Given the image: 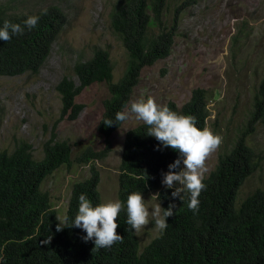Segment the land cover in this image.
<instances>
[{"label": "trees", "instance_id": "16d2710c", "mask_svg": "<svg viewBox=\"0 0 264 264\" xmlns=\"http://www.w3.org/2000/svg\"><path fill=\"white\" fill-rule=\"evenodd\" d=\"M168 0H122L110 15L111 26L127 51L123 76L114 82L110 53L98 50L86 62L75 66L79 84L69 78L57 86L62 100L59 122L76 120L85 106L77 103L85 89L93 84H107L109 97L98 132L104 138L102 150L85 148L76 158L69 142L57 134L44 144V157L37 160L33 147L20 142L12 152L0 153V264H264V190H257L240 205L239 190L261 167V159L249 146L247 138L264 121V79L254 97V112L234 147L219 157L215 170L204 179L206 188L198 197V212L188 209L161 181L168 165L177 159L171 148H158V141L146 135L142 124L127 132L119 175V200L125 202L132 192L142 196L159 193V202L167 208L176 205L167 218L168 227L141 252L137 233L126 224V212L117 217V233L122 236L110 248L93 249L91 241L79 228L56 230L59 215L50 195L43 191L46 179L61 167L90 166V177L74 184L67 215L78 209V197L95 206L102 202L97 161L112 151L111 138L124 122H115L117 111L130 105L142 72L170 57L175 44L177 20L171 28L163 22ZM179 10L177 17H179ZM37 26L10 40H0V77L38 74L52 54L53 47L67 25L63 9L51 7L34 14ZM28 15H9L0 6V25L4 20L21 24ZM208 91L198 88L191 99L179 107L167 106L180 114L195 117L199 129L207 128L210 112Z\"/></svg>", "mask_w": 264, "mask_h": 264}, {"label": "rangeland", "instance_id": "374dc122", "mask_svg": "<svg viewBox=\"0 0 264 264\" xmlns=\"http://www.w3.org/2000/svg\"><path fill=\"white\" fill-rule=\"evenodd\" d=\"M122 0H0L9 15H34L59 7L67 25L38 74L0 77V153L12 152L20 142L29 143L37 160L44 157V144L52 135L67 141L76 158L85 148L102 150L104 138L98 125L109 97L107 84H93L77 97L85 106L78 119L59 122L62 100L57 86L78 78L75 66L89 61L98 50L108 51L114 67V82L123 76L127 51L114 32L110 15ZM179 10V17L177 11ZM177 20L172 54L142 72L132 101L154 98L159 105L187 103L194 90L208 91L210 117L207 128L221 140L205 164L207 178L219 157L228 153L245 131L254 112V97L264 79V0H168L164 25ZM144 124L129 119L111 138L112 151L95 167L100 172L102 202L119 199L120 164L128 131ZM259 155L260 169L239 190L240 205L257 190H264V121L247 138ZM90 177V166L61 167L44 182L59 219L67 215L75 183ZM156 193L143 195L149 208ZM160 203V202H159ZM161 233L154 221L137 234L141 252Z\"/></svg>", "mask_w": 264, "mask_h": 264}, {"label": "clouds", "instance_id": "9594fccd", "mask_svg": "<svg viewBox=\"0 0 264 264\" xmlns=\"http://www.w3.org/2000/svg\"><path fill=\"white\" fill-rule=\"evenodd\" d=\"M46 13V10H45ZM40 16L28 15L21 24L4 20L0 25V40L8 41L13 35L23 34L25 28L34 29ZM142 121L146 126V135L154 137L158 148H171L178 153L177 159L168 165V171L162 174V185L171 192L173 199L179 198L187 204L189 210L198 212L201 191L206 188L205 173L208 171L205 161L210 153L216 150L221 138L210 129H199L195 117L177 113L166 105H159L154 98L147 97L125 105V109L117 111L115 122L106 120L103 123L112 125L129 119ZM150 208L146 206L141 192H132L125 202L119 199L106 200L95 206L86 198V194L78 197V209L72 218L64 216L57 219L56 230L79 228L86 233L84 242L91 241L93 249L110 248L122 236L117 233V217L122 208L126 212V224L135 233L154 221L155 228L163 234L168 227L167 218L174 215L176 205L170 203L164 208L159 203Z\"/></svg>", "mask_w": 264, "mask_h": 264}]
</instances>
